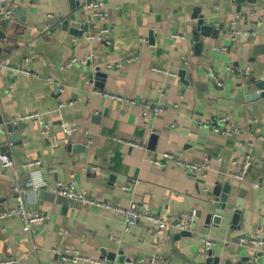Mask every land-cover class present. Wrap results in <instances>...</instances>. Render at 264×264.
Segmentation results:
<instances>
[{"label": "crops", "instance_id": "crops-1", "mask_svg": "<svg viewBox=\"0 0 264 264\" xmlns=\"http://www.w3.org/2000/svg\"><path fill=\"white\" fill-rule=\"evenodd\" d=\"M74 1L72 9L71 0H13L15 16L7 30L17 26L14 40L0 41L6 49L0 51V151L7 150L19 168L41 159L45 180L34 190L31 174L19 173L27 208L45 220L31 231L17 217L0 220V260L73 264L59 255L76 248L99 260L78 264H121L109 258L110 252L142 264L158 253L163 255L158 264H206L202 238L209 235L222 261L252 255L257 264H264V256L238 241L257 232L264 237V99L249 98L256 91L253 79L264 77V0H102L114 28L110 43L88 41V34H98L106 23L85 10L87 0ZM18 6L23 12L16 14ZM198 13L215 29L209 37L199 34L200 49L192 38ZM62 14L89 23V31L81 26L75 28L77 33L59 29ZM232 21L256 35L233 39ZM88 54L93 55L91 63L63 68L70 58ZM181 69L186 70L187 83L179 75ZM98 70L106 77L97 80ZM100 92L161 102L169 110L145 117L138 105H125ZM30 113L49 124L48 134L41 132L38 120L13 122ZM220 117L228 121L225 128L235 124L241 133L229 135L199 124ZM11 122L19 126L18 140H12ZM7 141L14 145L8 147ZM250 149L252 166L238 180ZM165 152L209 168L193 174L153 163L164 161ZM14 177V169L0 159L2 210L17 204ZM132 180L137 182L129 185ZM58 181H76L81 190L123 207L137 202L146 213L170 217L171 225L158 234L142 219L125 231L123 215L71 202L55 192ZM227 181L232 184L229 212L214 222L220 210L214 208L217 197L210 192L216 183ZM239 200L241 216L234 223ZM192 208L199 216L193 230L183 235L175 224ZM208 213H213L209 224Z\"/></svg>", "mask_w": 264, "mask_h": 264}, {"label": "built area", "instance_id": "built-area-1", "mask_svg": "<svg viewBox=\"0 0 264 264\" xmlns=\"http://www.w3.org/2000/svg\"><path fill=\"white\" fill-rule=\"evenodd\" d=\"M85 10L90 12L95 21H101V23H106L100 30L98 34H88L87 39L90 42H95L97 40L102 41L106 40L107 42H111L110 33L113 31V25L108 22L109 14L105 9V4L102 0H87L84 3ZM15 16V6L13 4V0H0V22L5 19H12ZM230 28L234 34L233 39H236L238 36H254L256 35L255 31L249 32L240 29L237 26L236 21H232L230 23ZM93 59L92 54H88L84 58L72 57L70 58L64 66H73V65H85L91 63ZM135 58H131L130 60H134ZM27 62V61H26ZM186 66H189V61L185 62ZM3 67H8L2 64ZM26 65V63H25ZM19 71L29 72L26 67L18 68L15 67ZM155 71L162 72L165 74H169L171 76L176 77L177 73L167 71L162 67H155ZM212 77L217 81L218 85L221 86V82L218 81L213 69L210 70ZM105 96L111 97L120 101L125 105H138L142 109V114L145 117H156L162 113H166L169 108L167 105L162 104L161 102H155L152 100H140L136 98L126 97L123 95L100 92ZM163 95V93H161ZM174 107H177L178 104H174ZM35 119L38 120V123L42 126L41 132L43 134H48L50 127L48 123H45L37 113H30L28 115H24L22 117L16 118L13 122L19 123L23 120ZM227 119L224 117L216 118L213 121H200L199 124L202 127H209L215 132L227 133L232 135L233 133H241V129L239 126L230 124V128H225L223 125L227 123ZM3 133L5 130H1ZM253 136V135H251ZM264 139V136L261 137ZM123 141V140H121ZM127 142L131 146H141L145 145L139 143L137 141L129 140L123 141ZM249 146H252L253 142L249 141ZM6 145L13 146L14 142L10 141L6 143ZM5 145V146H6ZM252 149V148H251ZM251 149L249 154L247 155L245 161L242 163L241 172L236 174V178L238 180H243L252 166L254 156L252 155ZM165 160H153V163L156 165L166 167L168 164H172L173 166L189 171L193 174L204 173L208 170L209 166L207 164L194 163L187 159L178 157L175 153L165 152L164 153ZM0 159L8 166L12 167L15 171V177L13 179L12 191L17 199V204L14 207L2 210L0 208V220L8 219L11 217H17L21 220L23 228L27 231H31L33 226L37 223H41L45 220V216L39 212L31 211L27 208L25 203V193L27 190L23 189L19 183L20 172L27 171L31 174V182L30 186L34 190L40 189V187L45 184V180L43 178L44 171L42 169V160L41 159H31L20 165V168L16 165V161L12 158V156L7 152V150L0 151ZM137 181L132 180L129 185L132 183H136ZM260 182H254L255 186H258ZM126 186L125 189H129L130 187ZM55 192L58 195L66 197L71 202H81L91 207H95L98 209L108 210L113 213L121 214L125 218V231H129L134 225H136L140 220L144 219L150 222V229L158 234L163 233L169 225H171L170 217L166 215L158 214V213H146L143 211L137 202L131 203L128 207H123L122 205L110 201H105L102 199H98L93 196L91 193L85 190H81L76 181H58L56 184ZM199 216V211L196 208L189 209L181 213L178 218L175 226L180 232L183 231H192L195 227ZM202 241L205 245L206 251H209L214 246V241L211 239L209 235H206L202 238ZM241 244L249 245L254 248L257 256H264V237L260 232H257L253 236L249 237H241L238 240ZM59 257L64 261L72 262L73 264H78L80 261H92L98 263L99 260L94 259L92 257L83 255L76 248L65 249L59 255ZM163 260V255L155 254L152 256L150 262L148 264H158L159 261ZM15 258H7L0 260V264H15ZM132 264H142L140 261H132Z\"/></svg>", "mask_w": 264, "mask_h": 264}, {"label": "water", "instance_id": "water-1", "mask_svg": "<svg viewBox=\"0 0 264 264\" xmlns=\"http://www.w3.org/2000/svg\"><path fill=\"white\" fill-rule=\"evenodd\" d=\"M239 1H242V0H239ZM71 8L72 9L75 8V1L74 0H71ZM22 12H23V7L18 6L16 8V14H19ZM195 17L198 18V26H197L196 31L193 33L192 38L198 42V47L200 49L202 43L199 41V34L202 33L204 36L209 37V36L213 35V32L215 31V29L213 28V26L206 23L204 15H201L198 13V15H195ZM62 18H63V20L57 25V27L59 29H63V30H69L70 29L73 33H77L75 31V28L81 26L83 29V32L89 31V23H87V22L86 23H79L77 21H72V19H70L69 16H67L65 14H62ZM21 19L23 22H26L25 15L22 14ZM10 22H11V19H5V20L0 22V41L1 42H4L5 40H7L11 43L12 40H14L13 34H14L17 26H14V28L7 30ZM5 50L6 49H4V46L1 45L0 51H5ZM96 75H97V80H100V79L106 77V73L102 72L101 70H98ZM179 75H180L181 79L187 83V80L185 79L186 70L181 69L179 71ZM252 83H254L256 91L254 93H252L251 95H249V98L250 99H261V98L264 99V77H262L261 79H258V80L253 79V82H251V84ZM2 123H3V120L0 117V124H2ZM8 128L11 131L12 140H18L20 137L19 126L17 124H14L11 122L8 124ZM231 186H232V184L229 181H227L226 183H223V185L218 182L215 184V186L213 187V189L210 192L211 196L217 197V200L215 202H213L214 208L217 210H220V213L214 217V222H219L223 218V216L228 214V212H229L228 205H229L230 199H231ZM241 206H242L241 200H239L237 205H236L237 211L233 215V222L234 223H237L240 216H241V211H240ZM212 216H213V213H208V215H207V223L208 224H209ZM181 233L183 235H186V234H189L190 232L183 231ZM104 252H106L105 249H104ZM206 254H207L206 261H205L206 264H257L252 255L242 256L239 259H237V261H234L231 258H226L224 261H222L221 256L218 254L216 255L215 252L213 251V249H210L209 251H207ZM108 256L110 259L117 260L121 264H132V260L130 258L125 257L123 255V253L117 254L114 252H110Z\"/></svg>", "mask_w": 264, "mask_h": 264}]
</instances>
